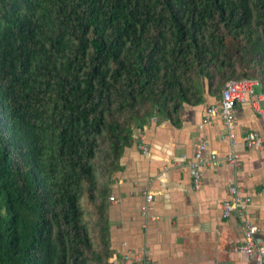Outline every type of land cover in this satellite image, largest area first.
I'll return each instance as SVG.
<instances>
[{"label": "trees", "instance_id": "trees-1", "mask_svg": "<svg viewBox=\"0 0 264 264\" xmlns=\"http://www.w3.org/2000/svg\"><path fill=\"white\" fill-rule=\"evenodd\" d=\"M243 77L264 0H0V264H111L101 178L133 131Z\"/></svg>", "mask_w": 264, "mask_h": 264}, {"label": "crops", "instance_id": "crops-1", "mask_svg": "<svg viewBox=\"0 0 264 264\" xmlns=\"http://www.w3.org/2000/svg\"><path fill=\"white\" fill-rule=\"evenodd\" d=\"M202 87V102L183 103L177 123L151 117L136 128L141 138L133 139L119 167L101 178L108 187L110 259L144 250L154 264H254L253 257L235 250L244 240L241 219L235 213L224 217L221 204L231 198L229 185H235L238 196L249 199L245 214L258 227L255 239L264 242V148L245 145L248 132L264 140V90L255 89L260 110L249 101L236 104L231 146L221 118L205 119L206 108L217 105L219 97L207 92L204 79ZM199 141L221 160L201 168L200 185L194 188L185 158ZM231 150L239 156L238 167L224 160ZM148 193L152 198L146 203Z\"/></svg>", "mask_w": 264, "mask_h": 264}, {"label": "built area", "instance_id": "built-area-1", "mask_svg": "<svg viewBox=\"0 0 264 264\" xmlns=\"http://www.w3.org/2000/svg\"><path fill=\"white\" fill-rule=\"evenodd\" d=\"M258 86L259 82L253 78L230 79L221 89L218 104L210 105L206 108V120L215 115L221 118L225 131L224 137L231 146L234 145L235 138L234 127L236 121L234 112L236 104L249 101L253 108L260 110L257 103L261 97L255 90ZM152 118L155 119V117ZM132 138L139 140L141 134L134 130ZM245 145L248 148H264V140L256 132H248L245 136ZM139 146L143 151L147 150L144 144H139ZM220 160L218 154L214 150L209 149L205 141L195 143L192 156L185 158L194 188H198L200 185L201 168L206 165H216ZM224 160L234 167L240 165L238 154L232 150L224 156ZM228 191L231 198L222 202V215L227 217L233 213L237 214L241 219L244 235L243 242L236 245L235 250L253 257L254 264H264V242L255 239L258 227L252 224L245 214L249 199L239 197L238 189L235 185H229ZM151 198V193L146 194L145 202L149 203ZM109 262L111 264H154L148 255L144 253V250L135 254L127 252L119 257L114 256L111 259L109 258Z\"/></svg>", "mask_w": 264, "mask_h": 264}, {"label": "rangeland", "instance_id": "rangeland-1", "mask_svg": "<svg viewBox=\"0 0 264 264\" xmlns=\"http://www.w3.org/2000/svg\"><path fill=\"white\" fill-rule=\"evenodd\" d=\"M262 84H260L259 86H261ZM262 87V86H261ZM263 90H264V86H263ZM82 206L86 205V202L84 200L81 201Z\"/></svg>", "mask_w": 264, "mask_h": 264}]
</instances>
